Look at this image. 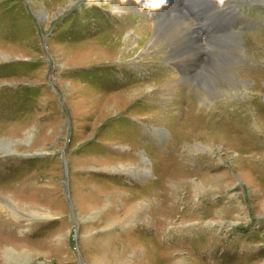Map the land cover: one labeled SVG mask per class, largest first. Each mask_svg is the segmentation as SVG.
Instances as JSON below:
<instances>
[{
  "label": "rangeland",
  "instance_id": "1",
  "mask_svg": "<svg viewBox=\"0 0 264 264\" xmlns=\"http://www.w3.org/2000/svg\"><path fill=\"white\" fill-rule=\"evenodd\" d=\"M200 8L183 77L135 5L0 0V264H264V2Z\"/></svg>",
  "mask_w": 264,
  "mask_h": 264
},
{
  "label": "bare ground",
  "instance_id": "2",
  "mask_svg": "<svg viewBox=\"0 0 264 264\" xmlns=\"http://www.w3.org/2000/svg\"><path fill=\"white\" fill-rule=\"evenodd\" d=\"M252 1L264 2V0H252ZM203 2L204 0L189 1L190 5L193 6L197 14L198 20H200L202 23H203L202 20H205L204 17L206 16V12L200 8V4ZM179 7L181 6H179L178 4L168 2L167 7H165L162 11L150 13L146 10H143L144 12H140L142 15L149 16L151 20L155 22V25H146V24L144 25L142 30L143 32L145 30V33L143 34L144 37L142 36V41L145 42V45L143 46L145 47L144 51H149L150 48L157 50L164 49L165 56L168 59V61H175L170 63L175 64L180 70L181 75L185 77L186 73H183L185 70V64L189 61L190 58L193 57L194 59L196 56H198V53H200L199 51L200 48H202V52H203L202 55H204V52L208 49L209 52L212 51V42L208 39L203 40L202 36L196 30L193 22L189 20V17L185 15L184 11ZM228 8L229 11L221 10L222 12L220 14L228 15L230 12H232V5H229ZM154 17L157 19H154ZM146 26L147 28L150 26V28L145 29ZM142 33L140 34L142 35ZM132 38H133L132 36L131 37L128 36L127 43L129 45L133 44L134 42V40L132 41ZM219 40L225 41L224 39H219ZM234 42H238L237 39H233L231 41V43ZM116 49L119 50L118 48ZM201 63L202 61L200 62V64ZM165 88H170V86L169 85L165 86ZM0 209H4V208L0 206ZM3 246L0 248V258L3 257L5 258V256L2 254L4 250L9 251L6 253L13 254L11 250L13 248L7 246L3 247ZM11 257L13 258V256ZM12 261L13 259H11V262ZM0 263H2V261H0Z\"/></svg>",
  "mask_w": 264,
  "mask_h": 264
},
{
  "label": "clouds",
  "instance_id": "3",
  "mask_svg": "<svg viewBox=\"0 0 264 264\" xmlns=\"http://www.w3.org/2000/svg\"><path fill=\"white\" fill-rule=\"evenodd\" d=\"M110 0H88L89 4L101 6L102 4H108ZM120 5H135L138 10H146L150 13L162 11L167 7L168 0H119Z\"/></svg>",
  "mask_w": 264,
  "mask_h": 264
}]
</instances>
